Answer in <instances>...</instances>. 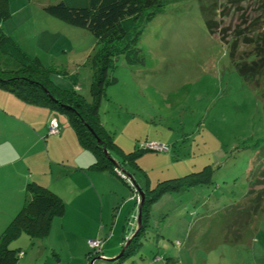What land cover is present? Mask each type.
<instances>
[{
    "label": "rangeland",
    "instance_id": "obj_1",
    "mask_svg": "<svg viewBox=\"0 0 264 264\" xmlns=\"http://www.w3.org/2000/svg\"><path fill=\"white\" fill-rule=\"evenodd\" d=\"M59 1L5 0L8 17L0 26L31 61L37 62L41 70L39 79L48 81L52 93L58 96L64 92L73 100L83 99L85 105L91 107L97 103L91 86L100 65L94 60L102 45L87 29L63 22L44 10L46 5ZM199 1L178 0L165 6L166 12L139 27L141 32L136 44L118 45L117 50L127 53V60L131 59L129 64L125 53L111 56L113 65L107 75L115 82L104 86L98 102V123L109 132V139L116 146L106 149L109 157L104 155L109 159L104 163L112 168L111 160L125 161L120 164L121 170L131 176L134 186L113 175L119 184L113 186H120L119 195L124 189L131 200L125 204L120 198V203L113 205H110L111 188L108 185L103 188L104 219L99 227L103 226L108 236L102 239L100 251L89 259L94 260L93 264H162L153 262L156 254L169 259V264H264V215L255 223L252 240L246 235V240L239 244L216 242L212 248L187 240L189 227L198 225L205 213L204 205L218 210L244 197L246 178L260 146L255 144L264 140V84L259 80L258 86L254 79L249 82L236 72L227 46L207 31ZM236 20L234 18L232 23ZM136 47L141 50L140 54ZM17 65L15 59L0 52V75L16 70ZM12 93L0 88V113L16 115L26 123V144L18 143L23 138H17L18 135L17 139L9 138V134H13L10 130L15 123L13 119L0 120V148L11 146L10 150L15 151L10 153L11 167L0 166V178L10 173L8 178L28 179L30 168L34 172L57 157L67 165L76 164L80 156L75 157L73 149H69V131L62 133L65 127L74 129L69 115L50 105L26 103ZM53 117L60 126L58 134H43L39 143L29 136L30 124L38 129ZM150 143L162 144L166 150L139 152ZM34 145L41 152L39 155L34 152L36 148L32 149ZM23 146L27 148L25 159L21 152ZM130 151L133 152L126 157ZM88 154L94 158L91 148ZM204 165H209L205 173L211 177L208 184L177 190L174 186L178 181L171 182L172 189L163 182L186 175H189L186 179H201L204 174L193 173L203 170ZM34 174L49 180L40 173ZM47 175L51 174L47 172ZM156 186V190L147 194L150 187ZM143 200V215L148 212L145 231L133 238L135 230L123 244L115 246L122 238L121 234L112 236L115 216L121 214L115 223L118 232L123 213L132 205L126 227V232L131 233L133 226L138 227L137 216L139 212L141 215ZM22 236L20 238H26L21 248L23 252L32 251L31 256L40 252L44 238L35 240L36 247L32 248L28 235ZM13 242L10 246L17 247ZM111 248L114 256L124 250L122 256L109 260L114 257L106 256ZM99 256L105 259L97 258ZM39 257L41 260L40 253Z\"/></svg>",
    "mask_w": 264,
    "mask_h": 264
},
{
    "label": "trees",
    "instance_id": "obj_2",
    "mask_svg": "<svg viewBox=\"0 0 264 264\" xmlns=\"http://www.w3.org/2000/svg\"><path fill=\"white\" fill-rule=\"evenodd\" d=\"M177 1L60 0L44 7L49 15L68 24L87 29L102 45L94 60L95 64L99 62L100 65L97 66L91 86L97 103L91 107H87L83 99L74 98L73 100L64 92L59 93L58 96H56V92L52 93L53 91L47 85L48 81L39 79L41 70H38L37 62L31 61L17 42L2 30L1 26L0 52L15 59L19 66L17 65L16 70L10 71L6 75H0V88L13 92L15 96L26 103L50 105L65 111L70 117L81 145L91 148L95 154L92 166L105 168L107 163L104 162L109 158L107 159L104 155L102 147L110 149L116 145L109 139L111 137L109 132L103 130V127H100L98 123V102L104 92V86L115 82L113 77L108 78L107 75L108 69L113 65L111 56L124 54L125 52L117 50L118 45L127 42L136 44L137 37L141 32L139 27L156 15L166 12L164 7L172 3L175 4ZM199 7L207 31L211 35H216L220 42L227 46L236 72L249 82L250 79H254L258 86L259 80L264 84V0H210L208 2L200 0ZM7 17L6 2L0 0V23ZM234 18L237 20L233 24ZM227 20L228 23L225 24ZM136 50L137 54H140L138 51L141 50L138 47ZM126 54H124V58L129 64L131 59L127 60ZM138 61L143 62V59ZM52 119L56 118L50 119L49 126ZM57 125L58 133L60 128L58 121ZM257 144L260 146L255 151V159L246 178L244 197L240 201L232 202L218 210H212L213 207H208V204L204 205L205 213L199 218V224L189 227L188 242L195 243L196 241L205 248H212L216 246V242L239 244L246 240V235L247 238L253 239L252 231L256 230L255 223L264 215V140H259L255 145ZM143 150L148 151L149 149H142L139 152L141 153ZM109 151L112 152V150ZM132 152L124 154L128 157ZM119 164H125V161L120 160ZM208 166L204 165L203 170L193 173V175L199 176L204 174L205 176L201 179L191 177L189 180L186 179L189 175H186L180 178L166 179L163 182L167 183V188L172 189L171 182L178 181L174 186V188L177 187V190L208 184L211 180V177L205 174ZM113 170L115 173L114 168ZM121 179L131 187L134 186L133 181L130 180V183L125 178ZM186 182L189 184L185 185ZM156 188L157 186L150 187L147 194ZM26 190L27 198L24 204L0 232V264H15L18 256L23 255V252L18 248L10 246L11 242L22 232L31 239H42L48 234L53 217L59 216L63 212L64 205L61 199L50 189L30 177L27 179ZM144 205L145 200L141 206V222L133 238L145 231L148 212L143 215ZM96 251V249L89 248L88 244L86 257L90 259ZM158 261H161L162 264H169L167 258L156 254L153 257V262Z\"/></svg>",
    "mask_w": 264,
    "mask_h": 264
},
{
    "label": "crops",
    "instance_id": "obj_3",
    "mask_svg": "<svg viewBox=\"0 0 264 264\" xmlns=\"http://www.w3.org/2000/svg\"><path fill=\"white\" fill-rule=\"evenodd\" d=\"M9 119H13L15 121V123L12 125V129H10L13 132V134H9V138L11 137V139H13L18 135L17 138L23 137L21 140H19L18 143H21L22 141V143L26 144L24 140V138L27 136V132L25 129L26 123L23 120L20 121L16 117V115L8 114L6 112L0 113L1 121L2 120L5 121ZM49 121L38 129L32 127V125L30 124L31 133L29 136L35 137L38 143L41 142L40 137L43 134L44 135L46 133L47 135L49 134V129H48ZM32 124L35 125L36 123L34 122ZM67 131H69V142L71 144V147H69V149L70 150L73 149L72 152L75 157L80 156L79 161H77L76 164L67 165L64 163L63 159L57 157L56 159H50V161H48L46 165L43 166L40 165L42 168H37L34 171L35 173L38 174L40 173L45 177H49V180L45 178H38L39 175H35L34 172L31 170L32 168H30L31 175L29 176L28 174V178L30 177L31 179L35 180L42 186L50 189L61 199L64 205L63 212L61 215L55 216L51 220L49 232L44 237V239L42 238L43 240H45V242L41 243V245L39 246L40 252H35L34 256H31L32 251H30L29 254H26L21 249L24 246V242L26 241V238H20V237H23L22 235L26 233L22 232L14 240L15 242L12 241L14 246H17L15 248H18V250L23 252L22 256H18V259L21 258V260H19L18 262L17 259L15 264H85V260L86 261L88 260L86 257V252L88 250V241L91 239L105 240L106 237L108 236V234L105 233L103 226L102 228L99 227V224L101 222L103 223V219H104L103 200L105 197V190L103 188H107V185L109 188H111L109 189V194L111 198L110 205L119 204L120 198L122 199L123 202H125V204L131 201L129 200L127 192L124 191V189L121 190V196H120L118 193L120 189L118 187L120 186H115V187L113 186L114 183L116 185H119L117 180L113 178L115 177L113 176L115 175L113 168L121 170V166L119 162H116L117 160L116 161L111 160L113 163L112 168H109L110 166L109 164H107V167L105 168L104 167L97 168L92 166L94 162L91 164L89 163L91 162V160L95 159L94 152H93L94 155L93 158L92 156H90V154H88V151H90V149L83 147L81 145L75 129L69 126V130H68L65 127L63 128L62 133H65ZM4 136L6 135L4 134ZM6 142H8L9 145H11L10 144L11 142L9 140H7ZM10 147L7 149H3L4 151L1 150L0 148V166L4 165L5 167H11L10 162L13 161V159L12 158L10 159V153H15V151L10 150ZM25 147L26 146H23L21 148V149L24 148L23 150L19 148L23 154L24 159L26 158V153H27L26 150L27 148ZM34 148H36L35 145L33 146L32 149ZM121 150L122 152H125V150L123 149ZM121 150H117V151L120 152ZM35 151H37L36 153L37 155H39L38 154L39 149L36 148L34 149V152ZM46 153L49 154V151L47 150ZM3 157H5V159L4 162L2 163ZM23 171L24 174L26 175V167L23 168ZM46 171L51 175L48 176ZM122 172H124L126 177L130 178L133 181V179L128 173H126L125 171ZM9 174L10 173L6 174V177L4 178H0V232L9 223L12 216L15 215V213L19 210V208L22 207V205L24 204L27 198L26 196L27 179L21 177L8 178ZM122 182L124 181L122 180ZM108 183L110 184L112 183V184L109 185ZM131 208L132 205L129 208V210H127V212L123 213L122 221H121L122 225L118 232H116L115 223H118L121 214H117L114 218L115 221L111 227L112 236L116 234L118 235L121 234L122 236L121 240L120 241L118 240L116 242L117 245L115 246L117 247L120 244H123L124 240L128 238L133 233V231L137 229V226H135L136 228L133 226L131 233L126 232L128 217ZM122 210L123 209H121L120 211ZM19 239L22 240H20L19 242ZM29 239H30V243L33 244L32 246L31 245L30 246L32 248H35L36 247L35 240L38 239H31L30 237ZM39 253L42 258L41 260L39 257ZM114 254L115 251L114 249H112V251L108 252L106 256L113 257ZM159 262L161 261H158V263Z\"/></svg>",
    "mask_w": 264,
    "mask_h": 264
},
{
    "label": "built area",
    "instance_id": "obj_4",
    "mask_svg": "<svg viewBox=\"0 0 264 264\" xmlns=\"http://www.w3.org/2000/svg\"><path fill=\"white\" fill-rule=\"evenodd\" d=\"M57 131H58L57 121H56V119H52L50 122V126H49V133H57ZM144 148H147L150 150L155 149L156 151L166 150V148L162 144H158V143H150L148 145H145ZM116 173L120 177L125 178L127 181L130 182V180L124 174H122L119 170H116ZM88 244H89V248L97 250L96 253H98L100 251V249L103 245L102 240H99V239H91L88 241ZM87 259H88V264H90L91 260L89 261V257Z\"/></svg>",
    "mask_w": 264,
    "mask_h": 264
},
{
    "label": "water",
    "instance_id": "obj_5",
    "mask_svg": "<svg viewBox=\"0 0 264 264\" xmlns=\"http://www.w3.org/2000/svg\"><path fill=\"white\" fill-rule=\"evenodd\" d=\"M97 142L99 143V140H97ZM102 149H103V151L105 152V155H107V156L109 157V154L106 152L105 147H102ZM139 211H140V210H139ZM140 222H141V215H140V212H139V214H138V216H137V224H138V227H139ZM138 227H137L136 231L138 230ZM135 233H136V232H135ZM132 236H134V234H133ZM128 242H129V241H128ZM128 242H127V243H128ZM123 251H124V250H122L118 255L114 256L113 258H111V259H109V260L112 261V260H115V259L120 258V257L122 256V254H123ZM97 258L105 259V258H103V256H99V257H97ZM93 261H94V260H91V261H90V264H93Z\"/></svg>",
    "mask_w": 264,
    "mask_h": 264
},
{
    "label": "clouds",
    "instance_id": "obj_6",
    "mask_svg": "<svg viewBox=\"0 0 264 264\" xmlns=\"http://www.w3.org/2000/svg\"><path fill=\"white\" fill-rule=\"evenodd\" d=\"M116 170H118V169H116L115 168V173H116ZM122 174H124L123 172H121ZM117 174V173H116ZM118 175V174H117ZM125 175V174H124ZM119 176V175H118ZM126 176V175H125ZM120 177V176H119ZM122 178V177H121ZM128 178V177H127ZM129 180H131L130 178H128ZM131 182H132V180H131ZM133 184V183H132Z\"/></svg>",
    "mask_w": 264,
    "mask_h": 264
}]
</instances>
